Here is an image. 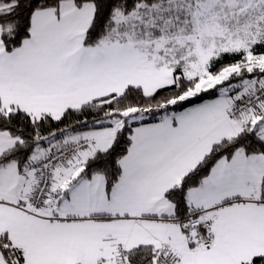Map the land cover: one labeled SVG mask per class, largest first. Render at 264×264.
Masks as SVG:
<instances>
[{
	"label": "snow or ice",
	"instance_id": "obj_1",
	"mask_svg": "<svg viewBox=\"0 0 264 264\" xmlns=\"http://www.w3.org/2000/svg\"><path fill=\"white\" fill-rule=\"evenodd\" d=\"M0 264H264V0H0Z\"/></svg>",
	"mask_w": 264,
	"mask_h": 264
}]
</instances>
